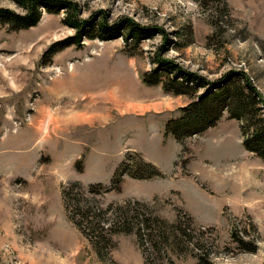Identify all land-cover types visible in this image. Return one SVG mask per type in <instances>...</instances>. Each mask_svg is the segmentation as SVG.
I'll list each match as a JSON object with an SVG mask.
<instances>
[{
  "label": "rangeland",
  "instance_id": "rangeland-1",
  "mask_svg": "<svg viewBox=\"0 0 264 264\" xmlns=\"http://www.w3.org/2000/svg\"><path fill=\"white\" fill-rule=\"evenodd\" d=\"M74 1L84 18L102 10L112 21L156 24L168 38L180 32L187 44L163 57L209 80L244 73L264 111V0H225V8L217 0ZM0 6L21 11L11 0ZM62 17L42 11L25 29L0 25V264H264V159L243 147L242 121L225 110L201 134L165 138V120L196 95L142 82L163 37L142 40L134 56L122 38L84 39L50 56L74 33ZM133 153L160 174H123L120 192H88L110 186ZM62 191L103 209L145 203L137 208L147 217L188 220L192 239L170 236L165 251L147 240L146 261L134 232L113 233L103 256L67 217Z\"/></svg>",
  "mask_w": 264,
  "mask_h": 264
},
{
  "label": "trees",
  "instance_id": "trees-1",
  "mask_svg": "<svg viewBox=\"0 0 264 264\" xmlns=\"http://www.w3.org/2000/svg\"><path fill=\"white\" fill-rule=\"evenodd\" d=\"M11 1L21 11L0 6V25H6L8 30L16 31L34 26L39 21L42 11L49 14L63 13L62 23L71 27L74 33L65 40L57 42L56 45H51L49 51L46 52L50 56L69 44L81 46L84 39L107 41L116 38H122L125 42L124 52L134 56L142 40L152 38L157 34L161 35L163 40L150 58L153 66L140 74L142 82L148 86L160 85L165 93L173 95H186L189 98L196 95L185 106L178 109V115L165 122L163 136L165 138L171 136L177 141H182L188 136L201 134L215 126L226 110L230 118L242 121L240 123L241 133L245 135L242 141L243 147L264 159V117L260 115V111L262 115L264 111L259 103L263 104L261 93L242 72H230L217 80H209L195 72L184 70L173 60L163 57L168 50H177L187 44L180 41L182 36L180 32H175L174 39L168 38L164 30L156 24L144 25L127 17L112 21L102 10L84 18L81 16V5L74 0ZM196 1L203 4L206 0ZM217 2L221 3L224 8L227 7L225 0H217ZM127 45L130 49L126 48ZM198 91L201 92L196 94ZM79 165L77 162L78 169L81 170ZM123 174L135 179H148L158 176L160 172L154 164L144 160L140 154L133 153L115 171L110 186L105 187L99 183L91 184L88 192L97 194H104L110 190L120 192ZM62 195L67 217L103 256L106 255V247L115 245L110 238L113 233L134 232L146 261L150 257L146 247H143L147 240L153 246L159 247V250L165 251L162 245L164 241L166 243L169 241L170 236H173L175 243L178 244L182 239L188 241L192 239L188 220V224L186 221L168 223L158 215L153 218L147 217L142 215L137 208V205L148 208L145 203L140 204L131 200L123 203L111 202L103 209L90 207V204H82L80 200L83 198L78 191L73 193L62 191ZM145 210L151 212L150 209ZM106 215L110 217L106 219Z\"/></svg>",
  "mask_w": 264,
  "mask_h": 264
},
{
  "label": "bare ground",
  "instance_id": "bare-ground-1",
  "mask_svg": "<svg viewBox=\"0 0 264 264\" xmlns=\"http://www.w3.org/2000/svg\"><path fill=\"white\" fill-rule=\"evenodd\" d=\"M121 105V104H120ZM113 106H115L114 104H113ZM117 106V105H116ZM119 106V105H118ZM124 107V106H123ZM140 107V106H139ZM98 108V107H97ZM98 109H102L101 107L100 108H98ZM99 111V110H98ZM48 115V114H47ZM48 117H50V116H48ZM49 120H51V122L54 120L55 121V119H53V118H49ZM48 121V120H47ZM41 125V124H40ZM42 126V125H41ZM54 128H57V126H54Z\"/></svg>",
  "mask_w": 264,
  "mask_h": 264
}]
</instances>
